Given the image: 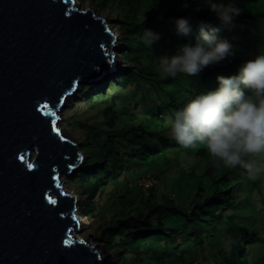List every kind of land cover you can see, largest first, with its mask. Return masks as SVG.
<instances>
[{
    "label": "trees",
    "instance_id": "1",
    "mask_svg": "<svg viewBox=\"0 0 264 264\" xmlns=\"http://www.w3.org/2000/svg\"><path fill=\"white\" fill-rule=\"evenodd\" d=\"M78 2H91L101 12L113 8L127 46L121 52L126 67L117 71L115 81L104 82L106 90L104 85L84 83L75 96L86 106L103 103L102 120L71 118L82 134L80 149L88 155L72 175L75 193L87 196L79 211L95 220L108 214L106 223L99 225L100 240L107 251L118 254L115 263L192 264V251L206 247L209 238L222 247L215 264H264V219L239 216L241 183H225L236 169L248 176L246 170L218 169L204 146L181 147L172 138L169 123V117L188 100L214 91L218 75H235L241 64L264 54V20L255 19L251 9L239 3L235 6L241 14L225 30L204 0ZM177 18H189L188 36L177 33ZM201 22L220 27L218 36L233 45L235 55L195 77L162 78L160 56L175 55L179 45L194 46L200 33L196 24ZM143 29L160 38L146 45ZM196 159L214 164L217 173H196L197 162L189 163ZM260 178L249 180L260 182L259 198L264 200ZM145 181L150 184L146 194L139 186ZM207 211L211 216L206 217Z\"/></svg>",
    "mask_w": 264,
    "mask_h": 264
},
{
    "label": "water",
    "instance_id": "2",
    "mask_svg": "<svg viewBox=\"0 0 264 264\" xmlns=\"http://www.w3.org/2000/svg\"><path fill=\"white\" fill-rule=\"evenodd\" d=\"M116 40L76 0H0V264L102 261L74 236L80 205L59 179L84 156L56 113L79 84L113 72Z\"/></svg>",
    "mask_w": 264,
    "mask_h": 264
},
{
    "label": "clouds",
    "instance_id": "3",
    "mask_svg": "<svg viewBox=\"0 0 264 264\" xmlns=\"http://www.w3.org/2000/svg\"><path fill=\"white\" fill-rule=\"evenodd\" d=\"M204 3L223 27L234 26L235 17L241 14V9L233 3L214 0ZM187 6L185 3L184 7ZM174 23L179 35L191 33L189 18H177ZM199 27L194 46L179 45L175 55L160 56L162 78H175L178 74L195 77L204 68L235 55L233 45L218 36L220 27L204 22ZM141 38L150 46L160 37L150 29H143ZM117 71L115 64L111 74ZM216 80L218 87L214 91L196 95L169 117L171 136L186 149L204 146L214 163L243 168L249 179L255 181L264 176V54L241 64L237 74L218 75ZM79 86L70 98L76 96ZM139 186L147 190L150 184L145 181ZM226 247L230 248V244Z\"/></svg>",
    "mask_w": 264,
    "mask_h": 264
},
{
    "label": "rangeland",
    "instance_id": "4",
    "mask_svg": "<svg viewBox=\"0 0 264 264\" xmlns=\"http://www.w3.org/2000/svg\"><path fill=\"white\" fill-rule=\"evenodd\" d=\"M78 1V0H77ZM76 1V4H77ZM223 2L227 3H233L236 5L237 3L241 4L245 8H250L251 9V15L258 20H264V0H221ZM217 2V1H215ZM81 9L85 8H92L94 9L95 13L101 17L104 18L106 23L113 29L114 33L119 36L117 37V40L114 44V47L111 48V55L113 56L112 61L116 64L117 70L124 69L126 67V63L123 58H121V52L125 51L127 46L125 41L122 38V35L120 33V30L116 26L115 22V16H116V11L111 8L107 9L105 12L99 11L91 2H85V3H80ZM196 26H199L196 24ZM223 27V26H222ZM230 27H223V29H228ZM228 38V36H226ZM110 50V48H108ZM117 72H114L113 74H107V76H103L101 80H98L96 83H91L96 84L97 86L99 85H104V81H115V74ZM80 85V84H79ZM104 89L106 90L107 87L105 86ZM79 92V91H78ZM99 103V102H98ZM105 105L103 103H99V105H90L86 106L81 102V100L76 99L75 96L73 98H70L65 102L62 110L58 112V118L57 119V124L59 127V131L62 133V135L67 138L68 140L74 141L76 140L77 143L79 144L80 147V142L79 140H82V134L80 130L75 128V126H72L71 124V118H74L76 121L82 120V121H88V120H97L100 122L102 120V109L104 108ZM73 116V117H72ZM81 150V149H80ZM82 151V156H84L82 164L83 165L88 156L85 151ZM195 172L202 175V176H212L215 173H217L216 167H214V164H210L206 160L201 159V161L197 160H191L189 163H195ZM186 166L187 163H181L180 165ZM218 164V163H217ZM219 168L222 169L224 166L223 164H218ZM181 167V166H180ZM79 167H77L74 171L70 172L69 174H62L59 179V185L62 187V189L66 193H71L72 196H75L76 204L79 203V205L83 204L85 202V199L87 196L85 194H76L75 193V187L73 186V178L72 175L76 174V171L78 170ZM228 168L231 172L234 168L226 167ZM240 169V168H238ZM239 174V175H237ZM171 176V174L169 175ZM176 176V173H175ZM212 178V177H211ZM228 180H225L226 184H231V185H237V183H241L239 186V189H241V193L243 196L239 197V204L237 205V212L239 216H242V214H245V216H248L247 218L250 219H256V218H263L264 219V200H261L259 197H261L259 194L261 192V188L259 186V183H254L253 181L249 180V177L246 176V173L240 171V170H235L234 174L232 176L227 177ZM174 181L173 179H171ZM197 181V178L194 179ZM189 189L191 191V186L189 183H187ZM170 187H174V185H170ZM146 194L147 190H143ZM213 196L216 197V194ZM78 215L81 217V219L84 221V225L79 229L80 231L76 234H74L75 238L80 239V240H88L92 246L99 250L100 256L104 259V264H117L115 263V260L118 257V254L111 251H107L104 245L102 244L100 240V231H99V225H103L106 223V220H108L109 216L108 214H104L102 219H92L89 218L88 215H84L82 210L79 211ZM77 215V216H78ZM206 217L211 216L210 211L206 212ZM105 222V223H104ZM197 222H194V225H196ZM207 241V246L202 248L199 251H192V255L194 256V259L192 260V264H204L205 261H212L215 260V257L218 256V253L222 251V247L216 242L214 244L209 241V238L206 239ZM196 255V256H195ZM134 259V258H133ZM101 264V262H100ZM124 264H138L134 260L129 261L128 263ZM215 264V262H213Z\"/></svg>",
    "mask_w": 264,
    "mask_h": 264
},
{
    "label": "bare ground",
    "instance_id": "5",
    "mask_svg": "<svg viewBox=\"0 0 264 264\" xmlns=\"http://www.w3.org/2000/svg\"><path fill=\"white\" fill-rule=\"evenodd\" d=\"M211 25H212V24H211ZM117 35H118V34H117ZM117 37H119V36H117ZM110 53H111V50H110ZM107 54L109 55V50H107ZM104 82H105V81H104ZM104 82H103V83H104ZM56 116H58L57 113H56ZM260 179L264 180L262 176H261ZM262 180H260V181H262ZM78 218H80V222H79V223H80V227H79V229H80V228L84 225V221L81 219V217H80L79 215H78ZM84 241H85L86 243H88L89 245L92 246V244H90V243L88 242V240H84ZM94 250L100 252L99 250H97V249H95V248H94ZM101 260H102L101 263L104 264V259L101 258Z\"/></svg>",
    "mask_w": 264,
    "mask_h": 264
}]
</instances>
